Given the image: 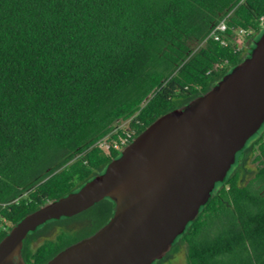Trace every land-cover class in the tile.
<instances>
[{
    "label": "trees",
    "instance_id": "trees-1",
    "mask_svg": "<svg viewBox=\"0 0 264 264\" xmlns=\"http://www.w3.org/2000/svg\"><path fill=\"white\" fill-rule=\"evenodd\" d=\"M263 29L264 0H0V240L212 88ZM252 139L255 170H228L161 259L183 248L185 264H264V122ZM113 210L104 197L38 225L25 264L90 236Z\"/></svg>",
    "mask_w": 264,
    "mask_h": 264
},
{
    "label": "water",
    "instance_id": "water-1",
    "mask_svg": "<svg viewBox=\"0 0 264 264\" xmlns=\"http://www.w3.org/2000/svg\"><path fill=\"white\" fill-rule=\"evenodd\" d=\"M263 122L264 29L249 55L202 96L157 117L78 191L15 224L0 240V264H25L30 230L104 197L114 203L109 221L43 264H155Z\"/></svg>",
    "mask_w": 264,
    "mask_h": 264
},
{
    "label": "flooded vegetation",
    "instance_id": "flooded-vegetation-1",
    "mask_svg": "<svg viewBox=\"0 0 264 264\" xmlns=\"http://www.w3.org/2000/svg\"><path fill=\"white\" fill-rule=\"evenodd\" d=\"M251 49L252 46L250 45L248 47V51L250 52ZM252 141L253 139L249 140L248 138L244 145L236 151L234 162L231 164L228 170L235 169L238 166L239 168L245 169V172H247V174L252 173L255 170L256 165L262 158L259 160L256 150L250 149L249 145Z\"/></svg>",
    "mask_w": 264,
    "mask_h": 264
},
{
    "label": "rangeland",
    "instance_id": "rangeland-1",
    "mask_svg": "<svg viewBox=\"0 0 264 264\" xmlns=\"http://www.w3.org/2000/svg\"><path fill=\"white\" fill-rule=\"evenodd\" d=\"M125 122H120L119 125H125ZM161 261L155 262V264H185V252L184 249L181 248L178 250L176 254L164 259H160Z\"/></svg>",
    "mask_w": 264,
    "mask_h": 264
},
{
    "label": "built area",
    "instance_id": "built-area-1",
    "mask_svg": "<svg viewBox=\"0 0 264 264\" xmlns=\"http://www.w3.org/2000/svg\"><path fill=\"white\" fill-rule=\"evenodd\" d=\"M224 31H225V23H224V21H220L214 27V29L211 31L210 36L213 39L218 40L219 37L217 36V32H224ZM242 36H243V32L242 31H239V32L236 33V35L234 36V41H235L236 44L240 45L242 43Z\"/></svg>",
    "mask_w": 264,
    "mask_h": 264
}]
</instances>
